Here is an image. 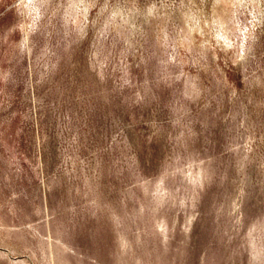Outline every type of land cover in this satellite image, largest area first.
Wrapping results in <instances>:
<instances>
[{"label":"rangeland","instance_id":"374dc122","mask_svg":"<svg viewBox=\"0 0 264 264\" xmlns=\"http://www.w3.org/2000/svg\"><path fill=\"white\" fill-rule=\"evenodd\" d=\"M0 264H264V0H0Z\"/></svg>","mask_w":264,"mask_h":264}]
</instances>
